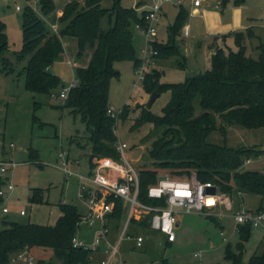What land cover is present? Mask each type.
<instances>
[{
  "label": "trees",
  "instance_id": "obj_1",
  "mask_svg": "<svg viewBox=\"0 0 264 264\" xmlns=\"http://www.w3.org/2000/svg\"><path fill=\"white\" fill-rule=\"evenodd\" d=\"M111 8L100 6L101 0H71L62 7L58 18V29L51 32L45 22L30 7L21 14L22 46L16 57L27 58L23 67L24 88L33 94L51 95L64 86L49 67L64 54L63 38H69L75 45L78 62L87 59L85 65L76 66V86L70 89L63 106L71 113L80 115L85 124L90 147L89 160L93 157L117 158L116 136L113 133L114 119L107 114L108 89L113 77L119 72L115 64L133 61L139 64L133 45L132 24L144 25L146 10L138 13L135 8H120L114 0ZM229 1L241 5L245 0H220L225 6ZM41 13L47 15L55 9L51 0H38ZM142 0L136 7L142 5ZM111 18L107 29H102L101 19ZM188 11L178 6L174 21L167 28V41L152 43L157 51L156 58L180 57L174 39L184 25ZM237 50L224 52L216 48L210 56V68L203 73L186 76L179 83H160L155 70L145 75L143 90L158 97L169 92V98L161 109V115L151 113L150 107L141 108L139 117L129 127L138 130L145 124H152L154 132L160 131L150 145L149 156L152 167L138 170V199L148 205H164L163 199L148 198L147 190L156 184L163 171L172 179L189 180L194 173L196 180L209 181L217 185L237 205L241 194L264 197L263 169L243 168L246 160L257 159L264 153L258 144L230 147L225 143L227 129L239 126L250 131L264 133V42L259 41L254 59L246 54L245 39L251 38V31L234 32ZM7 41L4 24L0 21V64L6 60ZM82 64V63H81ZM180 68L181 63H178ZM197 102L199 113H196ZM129 112L124 105L119 118L126 119ZM219 131L222 144L207 140L210 133ZM151 132L142 140H148ZM264 141V140H262ZM39 193L30 201L37 200ZM237 203V204H236ZM60 215L52 226L3 221L0 229V264H10L19 252L27 250H48L50 259L37 260V264H87L91 250L73 247L72 239L77 231L79 212L70 204H59ZM258 209H264L260 206ZM120 211L115 216L119 218ZM214 219L213 216H209ZM249 224L238 226V254L229 247L225 259L230 264H264V254H253L246 262L241 260V250L252 231ZM153 232L147 218L133 221L130 234ZM151 235V234H150ZM168 244V243H166ZM165 264H167L165 262Z\"/></svg>",
  "mask_w": 264,
  "mask_h": 264
},
{
  "label": "rangeland",
  "instance_id": "obj_2",
  "mask_svg": "<svg viewBox=\"0 0 264 264\" xmlns=\"http://www.w3.org/2000/svg\"><path fill=\"white\" fill-rule=\"evenodd\" d=\"M51 1L55 9L47 15L41 13L37 1H30V4L45 22L47 29L54 32L55 27H58V9L71 0ZM140 1L118 0V6L135 8L138 13H141L146 7L143 3L136 7ZM114 2V0H101L100 6L108 9L114 5ZM187 2L188 0H185V4ZM15 5H19L20 10H16ZM26 6L28 3L24 0L15 2L0 0V21L4 24L7 41V51L4 53L6 60L2 65L0 64V161L5 159L14 163L5 174L0 173V178L13 186L11 193L0 199V229L4 226L3 221H8L9 218L20 223L30 222L52 226L60 215L59 204L63 203L75 206L79 213L83 212V205L76 195V177L67 178L59 168L58 154L61 150L67 151L70 158L78 160V165L72 166L75 173L89 172L90 147L85 124L81 121L80 115L72 114L70 108L63 106L62 99L51 96H57L61 87L55 89L51 95L33 94L24 88L23 67L26 65L27 58L19 60L16 55L22 46L21 14ZM163 9L166 11V16L159 21L156 35L158 39H164L165 29L167 25L173 23L176 14V7L169 3H165ZM111 21V18L104 16L101 19L102 29H107ZM261 23L264 25V20ZM131 31L136 57L139 58V50L144 38L135 28V24L131 25ZM259 33L261 41L264 42V27ZM62 42L64 54L59 61L49 67V71L66 85L74 78L75 68L79 62L73 42L69 38H63ZM255 44L256 41L252 40L251 48ZM247 48L250 47L247 46ZM68 60L74 62L75 66L69 64ZM181 60L180 57L173 56L167 59H156L157 69L163 71L160 83H179L185 79V76L191 75L187 69L178 67V62ZM85 61L86 59H82L83 63ZM134 67L133 61L115 64L119 75L110 81L108 106L119 110L126 105L129 109L125 120L119 118L116 121V130L119 140L124 141L128 146L126 150L128 159L138 171L142 167H152L153 160L148 152L151 142L159 136L160 131H152L153 126L149 123L138 130L129 131L130 125L139 117L141 108L147 106L150 97V94L143 90V83L138 82V89L134 88L137 78ZM168 98L169 92L161 93L151 105V113L160 116L161 109ZM195 108L196 113H199L197 102ZM151 131L149 139L143 141L142 138ZM207 140L215 144L223 143V137L217 130L210 133ZM262 140L264 136L261 132L250 131L239 126L229 127L225 137V143L230 147L251 146L255 142L264 151ZM263 164L264 153L255 160H246L242 166L247 169L261 170ZM160 174L167 173L163 171ZM193 179L196 178L194 173H191L189 180ZM0 188H5V185L1 184ZM36 193H39L37 200L30 201L29 199ZM227 197L230 198L228 195ZM240 197L244 207L252 205L253 201L249 199L248 194H241ZM5 206L10 214L2 212V207ZM235 207L236 205L230 200V203L226 202L221 207L219 214H180L178 216L180 224L174 229L176 239L173 243L164 244L158 233L151 232L148 235L144 234L146 239L141 250L125 253L122 257L135 264H165V262L167 264H230L225 259L226 247L235 254L240 252L237 248L240 241L238 227L233 219ZM20 210H24L26 215L19 216ZM209 216H213L214 219ZM116 228L119 229V221L114 220L111 223V230ZM92 234L91 230L82 226L75 235L78 240L90 243ZM259 240L262 245L258 248ZM263 245L264 239L261 237L257 239L252 229L249 239L243 244L241 260L246 262L254 253L260 254ZM30 253L36 264L39 259H50L48 250L40 249ZM194 253H200V256L194 257ZM103 255V251H92L87 264H100V258ZM10 264L22 263L11 261Z\"/></svg>",
  "mask_w": 264,
  "mask_h": 264
},
{
  "label": "built area",
  "instance_id": "obj_3",
  "mask_svg": "<svg viewBox=\"0 0 264 264\" xmlns=\"http://www.w3.org/2000/svg\"><path fill=\"white\" fill-rule=\"evenodd\" d=\"M9 2L16 0H1ZM31 6L30 1L24 0ZM171 0H148L145 4L146 13L144 15V25L135 24L144 38V43L139 50V64L134 67L137 76L134 88L138 89V82L143 83L145 75L154 66L157 51L152 43L156 40L157 25L160 12L165 3ZM205 0H191L194 7H201ZM16 10H20L19 5H15ZM72 66L74 62L67 61ZM77 79L74 78L66 85L62 86L57 96L63 101L73 87L76 86ZM121 108L114 110L108 107L107 114L114 119L113 133L116 136L114 145L117 158L109 156L93 157L89 160V172L87 174L75 173L72 166L78 165V160L70 158L67 151L61 150L58 154L60 161L59 168L68 178L75 176L77 179V198L83 205V212L79 213L77 230L85 226L92 231L90 243L85 240H78L76 235L72 239L73 247H81L91 251L102 249L104 257L100 264H134L126 261L122 257L121 247L124 242L132 244L134 250H141L145 243L146 236L142 233L130 234L133 221H141L147 218L149 228L158 233L164 243L175 241L174 229L178 223L180 214L206 213L219 214L222 206L226 202L230 203V198L220 191L219 187L209 181L177 180L170 178L167 174L158 175L157 182L147 190V196L153 200L163 199L164 205H148L138 199L139 176L138 171L128 159L126 150L128 148L124 141L119 140L116 130V121L119 119ZM14 163L8 161L0 162V173L5 174ZM159 176H164L160 179ZM11 183H5V188H0V198H5L12 191ZM227 199V200H226ZM119 210V218L115 216ZM8 209L3 208L6 213ZM20 211V215H24ZM233 219L237 227L249 224L253 229L264 231V209H248L240 201L233 212ZM119 221V229L111 230V223ZM77 232V231H76ZM115 233V239H111V234ZM222 234V233H220ZM194 257L200 253H194ZM13 262L22 264H36L34 257L27 250L19 252Z\"/></svg>",
  "mask_w": 264,
  "mask_h": 264
},
{
  "label": "crops",
  "instance_id": "obj_4",
  "mask_svg": "<svg viewBox=\"0 0 264 264\" xmlns=\"http://www.w3.org/2000/svg\"><path fill=\"white\" fill-rule=\"evenodd\" d=\"M83 1L79 3H83ZM145 1L146 0H143V5L146 4L148 0L146 2ZM167 3L171 4V6L173 7H176V13L179 5H183L188 11L187 19L184 25L182 26V28L180 29L178 35L175 37L174 43L180 53V58L182 59L178 63H181V66L183 67L182 69H187L188 71H190L191 75L203 73L210 68V56L216 48H220L224 52H227L228 49L236 51L237 48L234 45V40L232 35L234 32H245L246 30L251 31V35H252L251 38L245 39L246 44L244 42V44L246 45V54H248L254 59L257 57L258 51L255 48L258 42L261 41V37L259 36L260 29L264 27V25L261 23V21L264 20V0H245L244 3L241 5H234L232 1H229L225 6L220 5V0H205L201 7H194L191 3V0H188L186 4H185V0H171ZM62 7L57 11L58 18L62 14V10H61ZM165 16H166V11L162 7L159 21ZM169 25H167L165 29L164 39L163 38L158 39V37L156 36V40H155L156 42L165 43L167 41V35H168L167 28ZM57 29L58 27L57 28L55 27L54 32H56ZM252 40L256 41V44L253 45V48H251ZM247 46H249L250 48H247ZM252 53H254L253 56ZM86 62L87 59L84 63L82 62V64L79 62L78 66L85 65ZM156 65L157 62L155 60V64L151 68V71L155 70L156 72L159 73V82H160V77L163 71H159ZM178 67L180 68V66ZM262 135L264 136V133H262ZM254 144L257 143L254 142ZM2 161H6V160L3 159ZM5 183L7 182L0 178V185L1 184L5 185ZM248 196H250L249 199L253 201V203L252 205H250V207H246V208L255 210L262 205L264 206L262 196L253 195V194H248ZM3 208L4 207H2V212H3ZM20 211H24V210H20ZM20 211L18 212L19 216L26 215V213L24 215H20ZM5 214H10L9 210ZM8 221H14V220L12 218H9ZM179 224L180 222L178 220L176 227ZM254 233L257 235V239H260V237L264 239L263 230L254 229ZM115 237L116 234L112 233L111 239L113 240L115 239ZM260 241L261 240H259L258 242L259 245H257L258 248L260 247V245H262ZM162 242H163V238H162ZM159 244H161V241H159ZM262 248L263 250L260 254H264V245L262 246ZM99 251H102V249H100ZM132 251L135 250L132 247L131 243L128 242L124 243L121 247L122 255L129 252L131 253ZM103 257L104 255L100 258V262Z\"/></svg>",
  "mask_w": 264,
  "mask_h": 264
},
{
  "label": "water",
  "instance_id": "obj_5",
  "mask_svg": "<svg viewBox=\"0 0 264 264\" xmlns=\"http://www.w3.org/2000/svg\"><path fill=\"white\" fill-rule=\"evenodd\" d=\"M158 97V94L156 92H152L150 97H149V101L147 103L148 107H151V105L153 104V102L155 101V99ZM160 179H164V176H159Z\"/></svg>",
  "mask_w": 264,
  "mask_h": 264
}]
</instances>
